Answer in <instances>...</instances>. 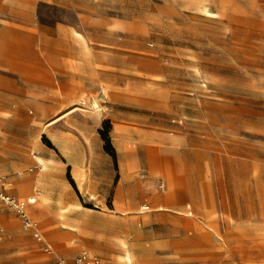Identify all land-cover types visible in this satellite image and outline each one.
Wrapping results in <instances>:
<instances>
[{
	"label": "rangeland",
	"instance_id": "1",
	"mask_svg": "<svg viewBox=\"0 0 264 264\" xmlns=\"http://www.w3.org/2000/svg\"><path fill=\"white\" fill-rule=\"evenodd\" d=\"M84 14L83 25L61 9L40 7L33 18L89 37L73 50L89 54L87 80L75 75L55 93L0 91L9 138L25 146L7 154L23 166L0 176L41 234L0 201V264L81 253L119 264L123 245L129 264H264V0H90ZM33 52L26 61L38 65ZM109 52L119 55L114 66L98 60ZM45 152L68 185L64 217L27 202L36 180L16 193L13 179L36 178ZM138 184L144 197L128 205ZM166 193L163 208L150 200Z\"/></svg>",
	"mask_w": 264,
	"mask_h": 264
},
{
	"label": "crops",
	"instance_id": "2",
	"mask_svg": "<svg viewBox=\"0 0 264 264\" xmlns=\"http://www.w3.org/2000/svg\"><path fill=\"white\" fill-rule=\"evenodd\" d=\"M89 3L90 0H0V91L55 93L59 84L72 87L75 75L81 76L83 81L87 80L90 77L89 70L92 66L89 54L83 47L78 57H74L73 50L75 44H89V37L75 38L70 35L72 30H74L72 25L58 22L53 25L41 24L33 16L40 7L53 11L58 9L70 12L75 11L81 16L79 22L83 25L85 22L84 12L88 9ZM34 49L41 55L38 65H34L33 62L29 61L32 60ZM84 49L87 54L85 57ZM25 52L29 53L28 57L23 54ZM47 52L48 57L44 56V53ZM97 55L98 60L105 61L110 66H114L116 57H119L113 52L98 53ZM26 59L29 60L26 61ZM61 76H65V80L59 81ZM83 99L81 100L85 101ZM48 106L52 108L53 105L49 104ZM4 113L8 112L3 111L2 114L4 115ZM4 119L5 117L0 118V143L2 148L0 150V172H9L22 167L24 163L19 160L9 159L7 154L11 150L22 151L25 146L21 144L20 140H11L9 138V131L6 130L3 124ZM25 120L26 118H21V127L19 128L23 137H25L26 130ZM62 147L69 158H72L70 161L73 162L75 158L70 152V142H65ZM44 155L35 156V161L40 169L36 178L33 175H27L13 179L18 186L16 193L20 196L27 192L31 193L29 188H31L33 181L36 180L35 186L32 185V187L34 190L38 189V195H30L27 202L35 203L40 200L45 204H50L56 209L58 215L60 214V217H64L66 211L60 205L63 200L62 191L67 190L68 185L62 178L59 170L60 165L57 160L48 152H45ZM38 158L43 159L45 165L40 164ZM163 169L165 173H168L165 166ZM10 182L12 183V181ZM169 193L164 195L156 194L150 200L159 208H163L166 206L164 202L169 198ZM116 194L121 195L120 187L116 189ZM143 197L144 190L138 184L136 190L129 192L127 204L135 206L138 199ZM31 198L33 201H29ZM108 249L114 250L115 246L108 245ZM125 255H128V260H126ZM117 259L119 264L131 263V254L124 245L121 253L117 255Z\"/></svg>",
	"mask_w": 264,
	"mask_h": 264
},
{
	"label": "built area",
	"instance_id": "3",
	"mask_svg": "<svg viewBox=\"0 0 264 264\" xmlns=\"http://www.w3.org/2000/svg\"><path fill=\"white\" fill-rule=\"evenodd\" d=\"M0 201L5 205H7L8 207H10L11 209L15 210L16 213L19 215L23 226L32 229L34 237L37 240H41V234L38 231V229L29 220L24 205L17 202L12 196L6 193L4 176H0ZM57 263L58 264H101L99 258L95 256H90L85 253L78 254L71 261H65L59 259Z\"/></svg>",
	"mask_w": 264,
	"mask_h": 264
},
{
	"label": "trees",
	"instance_id": "4",
	"mask_svg": "<svg viewBox=\"0 0 264 264\" xmlns=\"http://www.w3.org/2000/svg\"><path fill=\"white\" fill-rule=\"evenodd\" d=\"M99 134L101 135L102 140L104 141V150L112 157L114 161V165L116 166V160H115V152L110 144L109 137L107 135V132L105 131H99Z\"/></svg>",
	"mask_w": 264,
	"mask_h": 264
},
{
	"label": "bare ground",
	"instance_id": "5",
	"mask_svg": "<svg viewBox=\"0 0 264 264\" xmlns=\"http://www.w3.org/2000/svg\"><path fill=\"white\" fill-rule=\"evenodd\" d=\"M82 97H86V95H82ZM38 162L40 163V164H42V165H45V161L43 160V159H41V158H38ZM47 163V162H46ZM46 182V181H45ZM55 186V185H54ZM47 187V186H46ZM56 187V186H55ZM49 188V187H48ZM51 188V187H50ZM46 190H47V188H46ZM51 192V191H50ZM44 194V193H43ZM53 194V193H52ZM51 194V195H52ZM48 195V194H47ZM45 196V195H44ZM40 197V196H39ZM49 200V199H48ZM29 201H33V199H30ZM142 208H146L145 206L144 207H142ZM59 211V210H58ZM64 214V213H63ZM60 215V214H59ZM125 258H126V260H128V255H125Z\"/></svg>",
	"mask_w": 264,
	"mask_h": 264
}]
</instances>
